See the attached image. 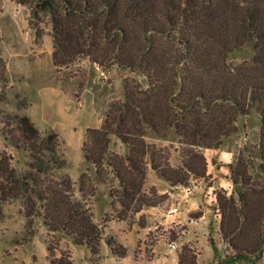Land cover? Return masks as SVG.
<instances>
[{"label": "trees", "instance_id": "obj_1", "mask_svg": "<svg viewBox=\"0 0 264 264\" xmlns=\"http://www.w3.org/2000/svg\"><path fill=\"white\" fill-rule=\"evenodd\" d=\"M29 8V23L37 35L51 25L52 61L57 68L87 58L102 69L111 66L140 71L124 81V98L110 102L98 127L87 128L82 150L102 181L112 172L118 186L110 190L112 217L129 220L144 206L162 204L166 194L155 186L146 191L149 166L171 185H188L205 177L203 148H218L237 132V118L256 108L260 114L258 151L264 171V0H15ZM253 40L254 55L237 64L228 53ZM5 63L0 57V80ZM147 130L165 138L173 131L181 160L172 164L170 145L148 141ZM12 144L29 153L27 169L18 170L13 156L0 151L1 204L21 200L27 232L41 219L47 229V250L55 264H71L70 255L54 256L62 238L87 246L99 257L104 240L113 256L124 258L128 247L94 219L88 195L93 192L86 171L79 176L80 195L69 174L57 175L66 164L59 135L42 133L27 114L16 115ZM127 152L110 150L113 137ZM239 156L230 166L235 193L217 192L220 233L234 250L230 261L256 262L264 250V178L248 170ZM201 211L190 213L198 218ZM143 216V215H142ZM141 216V217H142ZM109 220L107 218L105 221ZM140 227L147 222L141 218ZM186 224L167 236L173 243ZM214 251L217 246L209 238ZM199 252L185 242L178 264H197ZM148 257H151L148 255Z\"/></svg>", "mask_w": 264, "mask_h": 264}, {"label": "rangeland", "instance_id": "obj_2", "mask_svg": "<svg viewBox=\"0 0 264 264\" xmlns=\"http://www.w3.org/2000/svg\"><path fill=\"white\" fill-rule=\"evenodd\" d=\"M42 26L44 32L37 35L29 23L27 5L15 0H0V57L5 63L4 76L0 80V151L4 149L12 154V164L18 170L27 169L29 153L12 144L11 130L15 128L16 115L27 114L42 133L56 131L60 140L59 152L66 160L65 166L56 170V174H69L75 182L76 194L80 195L79 176L83 171L88 173L93 192L87 197L94 219L104 224L105 233H114L128 247V254L120 259L111 254L103 240L100 255L95 257L87 246H78L70 239L62 238L54 250V256L59 257L63 251V258L70 255L71 264H178L177 251L183 243L190 242L199 252L197 264H264V250L256 262L229 260L234 250L220 233L217 192L225 190L237 196V185L233 180L228 189L218 185L213 189L211 203L203 200L210 206L211 219L194 222L192 225L170 222L157 214L135 213L130 221L111 216L114 212L110 190L118 186V180L112 172L108 173L106 181L99 178L94 165L84 158L83 142L87 128L101 125L110 102L124 98L125 78L134 77L143 85H146V78L140 71L116 65L102 69L87 58L77 60L68 67L57 68L52 61L51 25L43 23ZM253 55V40L249 39L228 53V61L237 64L251 59ZM236 123L237 132L224 137L220 146L232 150L231 160L225 165L228 174L232 179L230 166L236 163L239 156H243L251 164L249 172L255 178H264L258 151L261 125L258 110L254 107L248 114L239 115ZM146 138L161 146L170 145V162L174 165L180 163L181 146L173 131L165 138H159L147 130ZM110 150L126 153L127 147L114 136ZM216 150L202 149L207 159V170H215L222 165L223 160ZM219 174H226V171L222 170ZM209 182L206 171L205 177H192L188 185ZM151 186L154 185L147 183L144 188L149 191ZM165 194L162 205L167 212V205H170L173 197L167 192ZM1 207L0 264H55L51 262L54 257L47 250V229L41 219H38L35 232L30 235L22 213L21 200L6 201ZM197 211L203 212L202 203L191 213ZM107 218L109 220L105 221ZM141 218L147 222L144 228L138 225ZM182 224H186L187 230L173 243L169 242L167 236L171 231L177 232ZM210 237L215 241L216 252Z\"/></svg>", "mask_w": 264, "mask_h": 264}, {"label": "crops", "instance_id": "obj_3", "mask_svg": "<svg viewBox=\"0 0 264 264\" xmlns=\"http://www.w3.org/2000/svg\"><path fill=\"white\" fill-rule=\"evenodd\" d=\"M216 149V151L219 152V158L222 159L223 162L222 165L217 167L215 170H207V174L210 178V182L208 184L193 183L188 186L171 185L168 181L160 177L151 168V166H149L147 169V180L144 186L146 187L147 183L154 185L159 193L167 192L170 197H173V199L170 205H167V212L164 211V205L159 204L157 206H144L137 214H157L161 215L164 219L170 220V222H185L189 225H192L194 222L211 219V215L209 213L210 206L205 204L203 200L211 203L213 200L211 193L217 185L226 189H228L229 186H232V179L230 174H228L229 170L226 168L231 160L232 150L221 147ZM222 170L226 171V174H219ZM200 203H202V214L198 218H191L190 213L199 208Z\"/></svg>", "mask_w": 264, "mask_h": 264}]
</instances>
